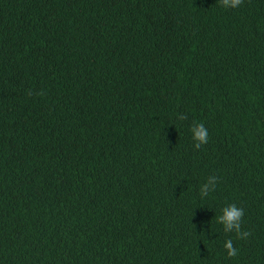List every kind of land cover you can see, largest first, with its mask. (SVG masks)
<instances>
[{"label": "trees", "instance_id": "16d2710c", "mask_svg": "<svg viewBox=\"0 0 264 264\" xmlns=\"http://www.w3.org/2000/svg\"><path fill=\"white\" fill-rule=\"evenodd\" d=\"M0 264H264V0H0Z\"/></svg>", "mask_w": 264, "mask_h": 264}, {"label": "clouds", "instance_id": "9594fccd", "mask_svg": "<svg viewBox=\"0 0 264 264\" xmlns=\"http://www.w3.org/2000/svg\"><path fill=\"white\" fill-rule=\"evenodd\" d=\"M245 0H220L221 5L224 8L236 9L244 4ZM178 119L184 120L186 116L180 115ZM192 133V139L194 141V148L200 149L202 145H206L209 141L208 129L203 123H194L190 127ZM218 183L216 176H209L205 183L200 186L201 197H207L210 193L214 192ZM244 217V209L237 207L235 204L228 205L222 209V214L218 217V222L223 225L225 233H235L237 239H247L250 235V231L242 229V220ZM224 248L227 251L229 258L236 257L239 254V250L234 247L233 240L227 239L224 243Z\"/></svg>", "mask_w": 264, "mask_h": 264}]
</instances>
